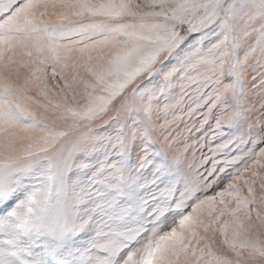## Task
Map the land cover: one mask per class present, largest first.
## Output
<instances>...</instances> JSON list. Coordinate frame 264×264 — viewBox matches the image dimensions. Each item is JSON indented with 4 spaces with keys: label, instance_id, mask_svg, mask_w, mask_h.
<instances>
[{
    "label": "snow or ice",
    "instance_id": "obj_1",
    "mask_svg": "<svg viewBox=\"0 0 264 264\" xmlns=\"http://www.w3.org/2000/svg\"><path fill=\"white\" fill-rule=\"evenodd\" d=\"M0 264H264V0H0Z\"/></svg>",
    "mask_w": 264,
    "mask_h": 264
}]
</instances>
